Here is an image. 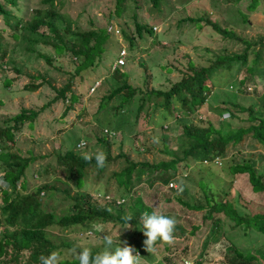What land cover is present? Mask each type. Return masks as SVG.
I'll list each match as a JSON object with an SVG mask.
<instances>
[{
  "label": "rangeland",
  "instance_id": "1",
  "mask_svg": "<svg viewBox=\"0 0 264 264\" xmlns=\"http://www.w3.org/2000/svg\"><path fill=\"white\" fill-rule=\"evenodd\" d=\"M18 3L21 6L19 13L24 15V22L35 12V8L46 6L41 0H18ZM249 3L250 0H160L157 6H154L150 0H62L58 4L55 2L57 11L70 21L74 30L90 28L108 30L106 38L104 35L98 38V41L101 40L102 50L97 54L95 62L74 76V68L82 60L83 55L76 57L70 51L58 53L51 42L43 40L30 46L25 38L11 37L10 28L0 16V34L8 38L7 58L0 68V126L3 125L5 117L19 112L22 108L37 110L35 117L27 119L14 132L15 143L10 148L21 157L29 155L34 157L27 170L28 191L43 183H53L61 188L66 187L69 192H74V182L62 177L60 175L62 172L54 168L56 151L75 146L77 137L81 136L79 140L87 139L88 145L81 149L79 147L80 151L96 153L103 148L105 153L106 149L96 139L100 125L105 123L110 122L111 126L117 129V132L111 133L112 140L108 150L110 161L107 162V167L100 178L96 166L93 165L87 168L86 176V183L93 182L101 186L102 190L106 188L101 184L104 185L106 180L111 182L114 180V177L110 176V168L117 169L119 165L123 166L128 158L145 160L149 163L167 159L168 154L162 151L163 144L167 143L169 149H176V143L182 134L183 123L194 122L200 117L207 116L200 121L210 120L227 129L231 116L227 110L219 109L223 101L243 105L261 102L259 94L264 92L263 46L257 48L259 49L257 60L253 62L251 60L253 54H251L248 61L255 66L257 92L252 83L247 87L248 93L237 90L240 85L238 79L244 69L234 63L230 69L221 67L216 71L213 79L215 85L205 102L186 115L177 107L169 113L162 106V96L157 93L150 95L146 93L151 89H164L179 79L189 70V60L196 66L208 65L213 63L218 55L242 51L243 38L249 41H258L263 38L264 0H258L255 8H250ZM117 4L121 5L123 12L120 15H111ZM135 12V18L140 23L152 25L151 31L143 30L139 34L135 30L133 20ZM187 17H203V19L191 21ZM205 18L233 29L238 38L218 33L206 23ZM40 31L55 41L52 32L46 27H41ZM66 43L70 46L71 41L68 40ZM124 48L126 53L121 57L124 58L125 64L118 66L120 69L115 72L113 66ZM38 52L50 56V61ZM123 78L132 87H137L143 92L144 99L137 119L133 112V109H136L134 96L124 102L121 108H114L124 101L125 92L123 91L106 101L102 109H96L102 96L107 94L114 85L121 83ZM67 80H72L67 97H56V89ZM96 80L100 81V85L91 93V85L98 84ZM31 83L37 84V87L34 89L25 87L26 84L31 85ZM141 91L138 90L140 94ZM71 92L76 94L74 100H70ZM125 96L128 97L126 94ZM114 110L119 113L124 111L125 117L119 113L113 116ZM119 116H121L119 120L116 119ZM123 117L120 128L119 121ZM130 123L134 125L133 130L130 129ZM120 152L124 154L116 156ZM246 159L254 163L258 172L264 171V143L249 135L237 144L228 145L220 165L197 162L188 166V169H184V166L180 164L173 178L177 182L166 178L161 182L166 188H169L167 185L176 184L171 186L174 189H171L174 198L180 197L191 205L204 202L205 193L201 182L205 184V189L211 187L214 193L215 190L218 192L222 186H225L228 189V198L234 202L240 212H264V192L252 190L247 173L236 174L232 182L226 179L225 171L228 170L230 162ZM152 173L153 171L146 169L140 176L135 174L132 183L137 184L140 181V184L150 189L158 181L151 175ZM2 183L4 182L0 178V184ZM102 190L88 191L93 197L102 200ZM137 193L139 192L135 194ZM57 194H59L58 191L54 193V195ZM41 199L43 202L47 200L46 209L55 206L58 214L62 213L61 208L67 206L69 202V199L65 201L57 197L47 198L45 193ZM121 201L128 202L126 198ZM148 203L144 200L147 210L176 218L174 235L188 237L187 249L191 258L182 257L183 261L180 259L182 264H239V259L223 248L224 241L228 244L234 243L244 252L252 249L259 259L264 260L263 233L254 230L244 233V228L232 225V221L221 213L214 214V221L215 217H218V220L213 229L210 218L207 217L203 221L204 210L189 208L186 211L182 209L176 211L174 209L169 212L171 214H168L163 210L170 203H162L158 206H151ZM174 205L176 206L177 203L174 202ZM194 226L197 227L191 232ZM210 228L213 230L209 231ZM222 228L229 232L221 234ZM77 230L58 225L47 229L55 242L63 239L68 241V246L61 245L59 250L56 249L62 258L73 257L71 255L73 247L79 250L81 246L90 248L100 246L99 250L102 251L103 235L118 236L120 234L119 239L131 245L135 252H139L141 262L144 264L170 263L163 258L166 255L165 245L158 243V256L150 255L144 247V239L133 226L124 229L119 224L103 222L94 226L91 229L92 233L87 230L83 232L84 229L76 233ZM208 234L210 238L207 239ZM215 237L221 240L215 242ZM178 254V252L174 253L172 258L177 257ZM26 255L27 251H23L20 260L23 261ZM255 264H259V261Z\"/></svg>",
  "mask_w": 264,
  "mask_h": 264
},
{
  "label": "trees",
  "instance_id": "2",
  "mask_svg": "<svg viewBox=\"0 0 264 264\" xmlns=\"http://www.w3.org/2000/svg\"><path fill=\"white\" fill-rule=\"evenodd\" d=\"M154 6H157L160 0H150ZM46 6L35 8V12L31 17L24 22V15L19 13L21 6L18 0H0V16L10 28V35L13 38H25L28 44L32 46L39 40L51 42L58 53L70 51L75 56L83 55V58L74 68V74L79 73L83 68L92 65L95 62L97 54L102 50L101 40L98 38L108 35L106 28L87 30H74L70 21L64 18L62 14L57 11L55 2L58 4L62 0H41ZM258 0H250L249 7L255 8ZM117 4L112 11L111 15H120L124 9L120 8ZM122 9V10H121ZM110 15V16H111ZM133 20L135 30L141 34L143 30L151 31L152 25L147 23H140L136 18V12L133 13ZM191 21H200L203 17H187ZM207 24L223 35H229L238 38V35L233 29H228L221 26L219 22L209 18L204 19ZM41 27H46L47 30L53 34V41L49 35H45L40 31ZM69 37V38H68ZM239 39L241 37L239 36ZM71 41L70 46L66 43ZM8 38H4L0 34V68L2 63L7 58ZM132 43V39H130ZM244 47L242 51H234L224 55L215 57L214 62L208 65L196 66L189 60V70L183 73L179 79L172 82L168 87L162 89H151L146 91L147 94L157 93L163 97L162 106L167 109L169 113L176 107L183 111V114H188L201 106L215 85L214 74L221 67L230 69L234 63L238 64L244 71L239 77V84L237 90L248 93L247 87L250 83L255 85V92H257V82L254 77L255 66L249 64V57L253 54L252 61L255 62L259 56V46L264 47V37L260 40H247L243 38ZM28 46V48H32ZM104 49V48H103ZM43 55L48 61L50 56L38 52ZM9 61V59H8ZM6 61V62H8ZM120 67L115 68V72ZM19 70V68L17 69ZM9 80V79H7ZM72 84V80H67L62 86L56 89V97H67ZM100 85V82L98 83ZM96 85L91 93L96 90ZM28 89H34L37 84L31 83L25 85ZM137 87H132L126 79L114 85L107 94L102 96L96 109H102L106 101L120 92H125L123 100L120 104L114 106L117 109L124 106V102L134 96L136 101V109H133L135 119L139 117V112L142 108L144 99L143 92L140 94ZM122 92V93H123ZM90 93V94H91ZM125 94L128 96L126 97ZM259 95L261 102L243 105L240 103L223 101L219 105L220 110H227L231 116L229 127L224 129L220 125L214 124L212 121H200L207 116L200 117L194 122L182 124V134L176 143V149L167 148V143L163 144L162 151L168 154L167 159L158 160L155 163H149L145 160H135L128 158L126 164L116 168H110V176L114 180H106L104 186L106 189L102 190L101 186L93 182L86 183L87 168L89 166H96L97 174L104 173L107 162L110 161V144L112 140V131L117 132L115 127L111 126L110 122L100 125L96 139L106 149V164L104 167H97L96 160L93 159L85 161L82 158V151L75 146L67 147L64 150L56 151V165L54 168L59 169L62 173L60 175L65 179L74 182V192H69L68 189L61 188L53 183H43L37 185L34 189L28 191L27 188V170L29 163L34 159L33 155L21 157L17 152L10 150L14 146V132L27 120L35 117L37 110L33 108H22L19 112L5 117L3 125L0 126V178L4 183L0 184L1 202H0V264H40L41 256H48L50 253L56 251L61 245L68 246L67 240L63 239L60 242H55L48 234V228L58 225L59 227H69L77 230L76 233L86 232L90 233L94 226L103 222H111L112 224H119L120 226H127V218L131 217L130 225L134 230L138 231L142 239H146L143 234L142 216L144 213H152V210H147L144 200L148 201L151 206H158L162 203H170L164 207L165 212L174 209L187 210L192 208L194 210H204L203 221L208 217L211 219V228L216 227L218 217L214 214L221 213L232 221V225L244 228V233L249 230H254L264 234V212L243 213L240 212L228 198V189L225 186L220 188V191L212 192V188H204V183L201 182L202 189L205 193L204 202L192 203V205L181 199L180 197L174 198L172 188H166L162 179L174 178L175 172L179 169L180 164L184 169H188L191 164L202 162L204 158H213L215 155L224 157L226 149L230 144H237L244 139L245 136H252L259 142L264 143V92ZM70 100L76 98V94L71 92L69 94ZM229 104V105H227ZM257 104V106H256ZM125 108V107H124ZM217 108V107H216ZM215 108V109H216ZM126 110V109H125ZM119 111L114 110L113 116L118 114ZM121 116L123 113H119ZM116 117L119 120L121 117ZM121 119L120 128L122 127ZM206 120V119H205ZM198 121V122H197ZM135 124V123H134ZM96 128V127H95ZM136 128V127H135ZM106 129V130H104ZM130 129H134L133 123H130ZM138 130V129H136ZM121 132V131H120ZM124 133V130H123ZM163 136V135H162ZM81 136L77 137L76 143ZM87 140V139H85ZM165 142V140H164ZM88 145V141H87ZM103 151V148L100 149ZM123 152L118 153L116 156H121ZM222 163V161H221ZM220 163V164H221ZM203 164V162H202ZM219 164V165H220ZM149 169L153 171L151 174L158 181L148 189L146 185L132 183V178L141 175V172ZM247 173L248 180L251 188L254 191L264 192V171L258 172L254 167V163L249 159L243 161H231L228 170L225 171L226 179L232 182L236 174ZM60 178V177H57ZM109 179V178H108ZM103 187V188H104ZM111 188V189H109ZM87 189V190H86ZM99 192L102 190V200L93 197L90 191ZM58 191L59 194L54 195ZM139 192L135 194L136 192ZM45 193L47 198H61L65 201L69 199L67 206L61 208V214L56 213L55 206L46 209L45 203L41 196ZM109 198H105V195ZM127 199L128 202L120 203L116 199ZM176 202L177 205L173 206ZM72 207V208H71ZM198 226V225H197ZM196 226V227H197ZM194 228L191 230L196 229ZM96 228V227H95ZM209 229V231L213 229ZM125 229V228H124ZM226 229L222 228L223 233H227ZM132 233L137 234L132 231ZM186 235H175V243L171 246L165 245L166 255L163 257L169 264H182L180 259L182 257L191 258L188 252V237ZM210 234L207 235V239ZM215 237V242L221 238ZM182 240V241H181ZM223 248L227 253H232L240 261L239 264H264V260L259 259L258 255L252 249L243 250L238 249L234 243L223 242ZM158 247V246H157ZM100 248V246H99ZM99 248L92 247L93 254L99 252ZM59 250V249H58ZM23 251H27L26 258L20 260ZM57 252V251H56ZM179 253L177 257H173L174 253ZM225 252V254H226ZM147 256V253H145ZM151 255V254H150ZM180 255V256H179ZM145 257V256H144ZM261 258V257H260ZM199 260V259H198ZM183 261V259H182ZM202 259L200 260L201 263ZM185 263V261H184ZM230 263V262H228ZM62 264H79L75 257L62 258ZM141 264H144L141 262ZM162 264V263H160ZM231 264V263H230Z\"/></svg>",
  "mask_w": 264,
  "mask_h": 264
},
{
  "label": "clouds",
  "instance_id": "3",
  "mask_svg": "<svg viewBox=\"0 0 264 264\" xmlns=\"http://www.w3.org/2000/svg\"><path fill=\"white\" fill-rule=\"evenodd\" d=\"M115 68L116 66L114 67V69ZM80 141H84L83 146L82 144H78L80 143ZM86 145L87 140H78V142L76 143V148H83ZM82 158L85 161L90 162L93 159V155L88 152H83ZM94 158L96 160L97 167L102 168L105 166L107 157L103 151H97L94 154ZM169 179L173 180L174 182H177L173 178ZM167 186L169 188H172L171 186L173 185ZM116 200L118 203H120L123 198H117ZM130 221L131 217H128L127 226L124 228L131 227ZM176 224L177 220L175 217L165 216L164 214L157 213L155 211H153L152 213H144V215L142 216V232L146 236V239L143 241L146 251L150 254L158 256V243L169 246L173 245L175 243L174 233L176 229ZM119 235H103V250L96 252L95 254H93L92 248L87 246H81L79 250H77L76 247H73L71 249V255L79 261V264H141V255L139 254V252H135V249L126 241H121L119 239ZM121 244H123V246H121ZM40 264H62V257L59 252L54 251L48 256H41Z\"/></svg>",
  "mask_w": 264,
  "mask_h": 264
},
{
  "label": "built area",
  "instance_id": "4",
  "mask_svg": "<svg viewBox=\"0 0 264 264\" xmlns=\"http://www.w3.org/2000/svg\"><path fill=\"white\" fill-rule=\"evenodd\" d=\"M154 28L156 29V27L154 26ZM126 53V50H125V48L124 49H122L121 50V52H120V57L119 58H117V60H116V62H115V64H114V66L113 67H117V66H122L123 64H125V60H124V58L123 57H121L123 54H125ZM96 81H98V83H99V80H96ZM98 85V84H97ZM96 85H92L91 86V91L94 89V87H95ZM104 130H106V129H104ZM79 145H81L82 144V146L84 145V141H80V143H78ZM221 161H222V157L221 156H219V155H215L213 158H210V159H208V158H204L203 159V163H215V164H217V165H219L220 163H221ZM174 182V181H173ZM170 183H172V182H170ZM174 186H176V184H173ZM105 197H109V195L107 194V195H105Z\"/></svg>",
  "mask_w": 264,
  "mask_h": 264
}]
</instances>
